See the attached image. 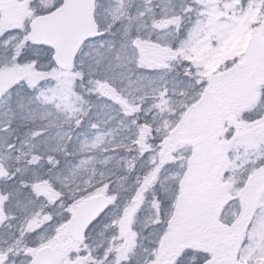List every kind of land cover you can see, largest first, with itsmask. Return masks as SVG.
Here are the masks:
<instances>
[{"label": "snow or ice", "instance_id": "6c2138e0", "mask_svg": "<svg viewBox=\"0 0 264 264\" xmlns=\"http://www.w3.org/2000/svg\"><path fill=\"white\" fill-rule=\"evenodd\" d=\"M0 264H264V0H0Z\"/></svg>", "mask_w": 264, "mask_h": 264}]
</instances>
